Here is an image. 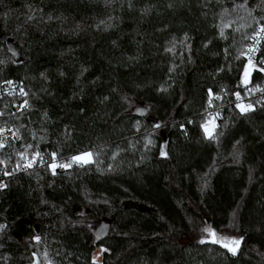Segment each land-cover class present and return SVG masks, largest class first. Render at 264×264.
I'll return each instance as SVG.
<instances>
[{
	"label": "trees",
	"instance_id": "16d2710c",
	"mask_svg": "<svg viewBox=\"0 0 264 264\" xmlns=\"http://www.w3.org/2000/svg\"><path fill=\"white\" fill-rule=\"evenodd\" d=\"M261 22L264 0H0V80L29 93L22 113L0 99L20 136L0 159L92 154L8 178L0 264H93L101 247L96 264H264V109L228 107L211 139L200 127L208 89H237ZM206 219L245 236L237 256L199 243Z\"/></svg>",
	"mask_w": 264,
	"mask_h": 264
},
{
	"label": "snow or ice",
	"instance_id": "6c2138e0",
	"mask_svg": "<svg viewBox=\"0 0 264 264\" xmlns=\"http://www.w3.org/2000/svg\"><path fill=\"white\" fill-rule=\"evenodd\" d=\"M238 7H244V5H240ZM249 15H251V13H249ZM29 18L31 19V17ZM221 34L223 35V33ZM261 39H264V22L259 23L258 30L254 31L252 37L253 43L248 48L247 53H242L243 55L247 56V63L244 65L241 85L250 94L259 93L260 95L257 96L254 101L250 100L249 102L245 103L243 102L240 91H235L233 93V95H235L236 97L235 108L239 110L241 115H246L248 113L255 112L257 110V106H259V108L261 109H264V86L254 85L252 88H249V84L252 83V73L253 72L264 73V59L254 60L255 54L257 52H260L261 50ZM205 47H207V45H205ZM170 50L171 49H169V51ZM10 51L12 50L10 49ZM12 54L16 55L14 51L12 52ZM0 63H3V61H0ZM3 85L7 86L5 88L4 95H8V96L19 95L21 97H27L29 95V93L25 91V87L22 84H16V82L13 80H4ZM237 87H240V85H238ZM207 95L210 98L209 107L212 106L211 104L212 99H221L219 95H215L214 90L212 88L208 89ZM105 99H107V97H105ZM16 107H17V112L22 113L24 109L29 107L28 99H24L23 103L16 105ZM6 110H7V105H5V109H0V119L4 118L6 115L11 117H15L17 115L16 112H7ZM45 116H47V113H45ZM189 123H192V121H189ZM156 127H159V125H156ZM180 127L183 128V125H180ZM200 127L203 129L205 137L211 139L217 127L215 123V117H213L210 120H205V122L201 124ZM18 132L19 129H16L14 131L11 127L0 126V150L9 147L13 142V140L20 139ZM9 133L11 134L10 136L8 135ZM27 147L31 148L32 145H28ZM160 154L162 157H167V152L165 151L164 146L161 147ZM18 155L25 162L23 164L17 162L15 165V169H20L22 167L32 168L35 163H44L43 157L41 156L39 151H34V153L27 158L25 157L23 152L18 153ZM91 155H92L91 153H83V154L75 155L71 157V161L80 164H88L91 162ZM56 156L57 154L55 152L51 153L52 162L47 164V167H49L52 170L53 175L56 174L57 168L68 169L72 166V163H56ZM8 163L9 160L0 159V166H3L2 175L4 177L12 176L13 171L15 170V169L9 170L7 167ZM6 187L7 184L0 181V188H6ZM3 227L4 225H0V229H2ZM203 231L207 235L205 238L200 239L199 241L200 244L218 245L220 248L224 249L226 253L231 254V256L238 255L241 245L244 241L243 236L221 235L207 226L204 228ZM97 238L99 239V236ZM40 239L41 238L39 236L34 237V240L36 242H39ZM101 252L102 253L107 252V249L101 248ZM45 256H47V254H45ZM49 264H51V262H49ZM93 264H96L95 256L93 257Z\"/></svg>",
	"mask_w": 264,
	"mask_h": 264
},
{
	"label": "built area",
	"instance_id": "2783aa9c",
	"mask_svg": "<svg viewBox=\"0 0 264 264\" xmlns=\"http://www.w3.org/2000/svg\"><path fill=\"white\" fill-rule=\"evenodd\" d=\"M258 28H259V26L257 27L256 30H258ZM253 34L250 37V40H249V42H248V44L246 46V49H245L244 53H247L248 48L253 43V40H252ZM263 47H264V39H261V50H260V52H257L255 54L254 60L264 59V55H262L263 54ZM243 59H244V65H245L247 63V56L246 55H243ZM244 65H243V69H242V72H241L240 81H239V84H238V85H240V87H237V89L235 91H240L241 92V97L243 99V102L247 103L250 100L251 101H254L256 99V97L259 96L260 94L259 93L250 94L241 85V80H242L243 71H244ZM8 80H13V81L16 82V84H22L23 85L22 82L16 81L14 79H8ZM3 81L4 80H0V99L1 98H7V97L8 98H17L18 100H20L19 104L23 103V100L24 99H27L28 96L27 97H21L19 95H13V96L4 95V91H5V88L7 86L3 85ZM254 85L264 86V73H259V72H253L252 73V83L249 84V88H252ZM25 91H27L26 88H25ZM214 93H215V95H219L221 97V99H212L211 100L212 106L209 107V100H210V98L208 97L207 103H206V107H205V109L203 111V116H204L203 123L205 122V120H210L213 117H215V123H216L217 127H216L213 135H215L219 131V129L221 128L222 119L224 117V114H225L226 109L228 107H230V106H235V103H236V97H235V95H233V93L231 95H228L227 93H220V92H215V91H214ZM258 109H260L259 106H257V110ZM15 110L17 111V108ZM1 126L11 127L14 131L16 130V128H15L14 125L4 124V125H1ZM8 135L10 136L11 134L9 133ZM13 142H16V140H13ZM36 151H39L40 152L41 156L43 157L44 163H35L32 168H23L22 167L20 169H15V165H16L17 162H20L21 164H23L25 162L24 160H22L19 157V160H17L15 163H13L11 165H7V167H8L9 170H14L15 169L13 171V175L12 176L17 175V174H20V173L27 172V171H30V170H34V169H37V168H41V167L47 166V164H49V163L52 162L51 153L50 152H42L40 150H36ZM33 153L24 154V155L27 158V157H30ZM56 163H66V162L63 161V160H61L58 156H56ZM60 170H62V168H57L56 169V173L58 171H60ZM2 172H3V166H0V181H2L3 183L7 184V181H8V178L9 177H4L2 175ZM51 172H52V170H51ZM12 176H10V177H12ZM3 189L4 188H0V191H2Z\"/></svg>",
	"mask_w": 264,
	"mask_h": 264
},
{
	"label": "water",
	"instance_id": "95a60500",
	"mask_svg": "<svg viewBox=\"0 0 264 264\" xmlns=\"http://www.w3.org/2000/svg\"><path fill=\"white\" fill-rule=\"evenodd\" d=\"M7 46H8L9 52H10L11 54H12L13 51L16 53V55H13V54H12V55L14 56V58H15L16 60H18V59H19V49H18L17 44H16V42L14 41L13 38H9V39H8V41H7ZM10 49H11L12 51H10ZM151 109H152V106H151V105L146 104V103H144V102H141V103H139L136 107H134V108L132 109L131 113L134 114V115H136V116H138V117H145L146 115L149 114V112L151 111ZM154 121H156V119H154ZM158 125H159V127H160V126H161V123H159ZM163 146H164V145H163ZM164 148H165V151L167 152V149H166L165 146H164ZM160 157L163 158V159H167V158H169L168 152H167V157H162L161 154H160ZM206 226L209 227V228H211V229H213V230H215L218 234H221V235H228V234H222V233L218 232V230L213 226L212 222H211L209 219H206L205 227H206ZM111 227H112V220H111V219H105V220H102V221L100 222V224H99V227H98V236H99V239L102 238V237L107 236V234H108V233L110 232V230H111ZM205 227H204V228H205ZM206 235H207V234L205 233V236L202 237V238H205ZM243 237H244V241H245V236H243ZM202 238H201V239H202ZM199 241H200V240H199ZM244 241H243V243H242V245H241V248H242V246H243V244H244ZM216 246H218V245H216ZM218 247H219V246H218ZM241 248H240V250H241ZM239 253H240V251H239ZM239 253H238V254H239ZM229 255H231V254H229Z\"/></svg>",
	"mask_w": 264,
	"mask_h": 264
},
{
	"label": "rangeland",
	"instance_id": "374dc122",
	"mask_svg": "<svg viewBox=\"0 0 264 264\" xmlns=\"http://www.w3.org/2000/svg\"><path fill=\"white\" fill-rule=\"evenodd\" d=\"M84 153H91V152L88 151V152H84ZM81 154H83V153H81ZM78 155H79V154H78ZM91 160H92V155H91ZM68 163H72V166H73L74 164H80V163L72 162L71 160H70ZM72 166H71V167H72ZM101 248H104V247H101ZM101 248L97 249L96 252H95V254H94V256L96 257V261H99V260L101 259V255H102ZM46 264H49V263L47 262Z\"/></svg>",
	"mask_w": 264,
	"mask_h": 264
}]
</instances>
